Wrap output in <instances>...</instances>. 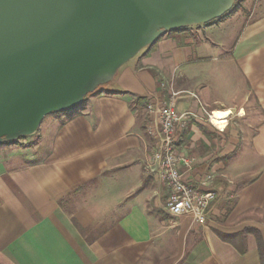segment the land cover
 <instances>
[{
    "label": "crops",
    "instance_id": "crops-1",
    "mask_svg": "<svg viewBox=\"0 0 264 264\" xmlns=\"http://www.w3.org/2000/svg\"><path fill=\"white\" fill-rule=\"evenodd\" d=\"M251 1L168 33L83 112L0 147V264H262L248 230L264 243V0ZM244 11L225 43L219 32ZM171 101L192 114L177 136L196 157L184 181L216 194L206 223L171 217L170 186L149 167L156 117L146 106ZM225 112L218 132L207 115Z\"/></svg>",
    "mask_w": 264,
    "mask_h": 264
},
{
    "label": "water",
    "instance_id": "water-1",
    "mask_svg": "<svg viewBox=\"0 0 264 264\" xmlns=\"http://www.w3.org/2000/svg\"><path fill=\"white\" fill-rule=\"evenodd\" d=\"M236 0H0V145L84 103L168 33L211 25Z\"/></svg>",
    "mask_w": 264,
    "mask_h": 264
},
{
    "label": "built area",
    "instance_id": "built-area-1",
    "mask_svg": "<svg viewBox=\"0 0 264 264\" xmlns=\"http://www.w3.org/2000/svg\"><path fill=\"white\" fill-rule=\"evenodd\" d=\"M175 96L173 93L172 98ZM146 112L156 117L155 125L152 118L148 121L147 128L148 135L156 142L149 167L151 172L158 171L161 179L170 186L171 192L167 202L169 215L174 218L190 216L199 223H206L216 194L213 191L199 192L184 181L183 169L191 171L196 157L186 155L177 148L178 130L192 114H179L172 101L164 104L150 102L146 106ZM212 113L207 115V123L223 132L228 122L224 129L219 130L213 124Z\"/></svg>",
    "mask_w": 264,
    "mask_h": 264
},
{
    "label": "rangeland",
    "instance_id": "rangeland-1",
    "mask_svg": "<svg viewBox=\"0 0 264 264\" xmlns=\"http://www.w3.org/2000/svg\"><path fill=\"white\" fill-rule=\"evenodd\" d=\"M243 0H236V3L234 5V8L233 10H231L228 14H226L221 20L222 21H225L227 20L228 18H230L235 12H236V8H237V5L239 4V2H242ZM250 6L253 5V0L251 1V3H249ZM251 17V12L250 11H244L242 12V14L238 17L237 20H235V22L230 25L229 27H226L224 29H222L219 33H222L220 35L223 36V38L225 39V43L229 44L236 36L237 34L239 33V30L241 28V26L245 23L246 20H248L249 18ZM218 34V33H217ZM146 51V50H145ZM143 51V52H145ZM138 64H140V57H137L136 58H133L131 59L129 62H127L126 64H124L120 69L119 71L120 72H123L125 70H129L130 72L132 73H135L136 74V68L138 66ZM118 71V72H119ZM114 82L111 81L109 82L108 84H106L105 86H110L112 83ZM230 101H233L234 100H230ZM85 103V102H84ZM84 103L72 108V109H67V110H64L62 112H59V113H55V114H52L50 116H47L45 117V119L43 120L40 128H39V131L42 132L44 130H53L55 128H57L58 124L60 123V120L59 118H69L70 116H75L77 114H80L84 107ZM208 118V117H207ZM238 124H239V127L238 128H241L243 127L244 125H246V119L244 121H236ZM29 136H26L24 137L23 139L26 140V141H21V139H19L23 146H26L28 145L30 142L29 138H27ZM28 140V141H27ZM17 142V141H16ZM9 145H13L11 143L9 144H4V145H0V147H4V146H8V147H11Z\"/></svg>",
    "mask_w": 264,
    "mask_h": 264
},
{
    "label": "trees",
    "instance_id": "trees-1",
    "mask_svg": "<svg viewBox=\"0 0 264 264\" xmlns=\"http://www.w3.org/2000/svg\"><path fill=\"white\" fill-rule=\"evenodd\" d=\"M241 6V2H239V4L237 5L236 10ZM104 87V86H103ZM103 87H100L97 91H95L92 94H89L87 96L86 99H88L90 96L94 95V94H98L102 91ZM210 125V124H209ZM213 127V126H212ZM214 128V127H213ZM201 129H203V127H201ZM216 131H218L217 129H215ZM219 132V131H218ZM250 233L254 234L256 236L257 242H258V250H259V254H260V258H261V262L262 264H264V243L261 237V234L256 231V230H248Z\"/></svg>",
    "mask_w": 264,
    "mask_h": 264
},
{
    "label": "bare ground",
    "instance_id": "bare-ground-1",
    "mask_svg": "<svg viewBox=\"0 0 264 264\" xmlns=\"http://www.w3.org/2000/svg\"><path fill=\"white\" fill-rule=\"evenodd\" d=\"M231 114L229 112H225V113H216L215 116H213L212 114V120H213V124H215V126H217V128L219 130H222L225 128L226 124H227V120L228 117ZM214 117V118H213Z\"/></svg>",
    "mask_w": 264,
    "mask_h": 264
},
{
    "label": "flooded vegetation",
    "instance_id": "flooded-vegetation-1",
    "mask_svg": "<svg viewBox=\"0 0 264 264\" xmlns=\"http://www.w3.org/2000/svg\"><path fill=\"white\" fill-rule=\"evenodd\" d=\"M145 51V50H144Z\"/></svg>",
    "mask_w": 264,
    "mask_h": 264
}]
</instances>
